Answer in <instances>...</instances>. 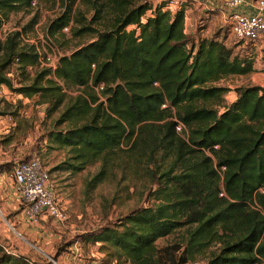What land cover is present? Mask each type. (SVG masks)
I'll return each instance as SVG.
<instances>
[{
    "label": "trees",
    "instance_id": "1",
    "mask_svg": "<svg viewBox=\"0 0 264 264\" xmlns=\"http://www.w3.org/2000/svg\"><path fill=\"white\" fill-rule=\"evenodd\" d=\"M34 1L0 0V31ZM56 1L61 11L46 34L61 38L74 24L72 37L92 39L50 71L38 67L35 47L23 42L25 28L6 34L0 86L37 96L46 117L62 109L55 123L68 127L50 136L68 156L54 170L76 174L97 163L89 188L119 172L122 180L147 182L153 201L114 226L77 236L81 246L98 245L107 264H188L211 245L217 252L205 264H264V90L237 88L225 104L226 89L215 85L249 74L250 60L214 37L190 41L182 10H164L165 1L143 21L150 8L133 0ZM13 66L25 75L15 89ZM28 69H37L31 78ZM57 81L77 94L67 97ZM180 230L179 243L156 248ZM0 264L33 263L0 245Z\"/></svg>",
    "mask_w": 264,
    "mask_h": 264
},
{
    "label": "rangeland",
    "instance_id": "2",
    "mask_svg": "<svg viewBox=\"0 0 264 264\" xmlns=\"http://www.w3.org/2000/svg\"><path fill=\"white\" fill-rule=\"evenodd\" d=\"M133 1L146 3L150 8L147 15H151L164 0ZM224 1L174 0V8L170 12L182 10L183 22H187L185 18H188V24L192 23L191 31L189 25L185 28L190 41L192 37H214L230 49L232 55L250 60L252 71L249 74L229 76L215 84L226 89L223 101L229 104L234 100L237 88L258 87L264 90V42L253 46L240 45L231 36L224 22L225 13L220 9ZM78 3L74 7L78 6L88 20L90 12L85 13V7ZM60 11L56 0H35L28 10L8 17L1 28L0 40L10 32L20 33L25 28L23 42L29 41L37 51H45L50 58L57 60L92 39L87 35L72 37L69 27H75L74 24L62 31L63 37L50 38L46 34L47 24ZM33 17L36 23L30 26ZM190 18L193 20H190L191 23ZM130 30L132 27L126 28V31ZM36 70L28 69L26 74L31 78ZM9 73L12 89H15L25 75L19 72L16 74L15 66ZM57 84L67 97L77 94L75 89H66L58 81ZM46 108L37 96L25 98L0 86V113L3 114L0 116V245L9 255L24 257L33 264H64L62 257L65 254L68 255V264H107L106 255L98 250V245L82 247L77 236L100 227L114 226L117 220L131 211L151 205L152 199L146 197L149 186L144 181L134 183L122 180L119 178L120 173L115 172V178L108 177L91 189L88 181L98 170L97 163L76 174L54 170L68 155L65 149L58 148L50 135L63 132L68 124L55 123L62 109L46 117ZM30 158H37L48 173L50 190L64 209L65 222L59 223L45 217L30 224L24 219L10 174L14 163ZM150 188L153 189L151 184ZM183 234V230H180L157 240L155 246L163 248L179 243ZM217 248V245H211L188 264H205L209 256L217 252Z\"/></svg>",
    "mask_w": 264,
    "mask_h": 264
},
{
    "label": "built area",
    "instance_id": "3",
    "mask_svg": "<svg viewBox=\"0 0 264 264\" xmlns=\"http://www.w3.org/2000/svg\"><path fill=\"white\" fill-rule=\"evenodd\" d=\"M172 8L174 7L170 1L164 10L171 11ZM240 8L247 9V11H241ZM220 9L225 13L224 22L236 41L248 46L264 42V0H225ZM148 13L150 12H146L145 17L141 18L142 21L151 16L147 15ZM32 45L35 47L34 44ZM35 51L38 67L53 71L57 60L50 58L45 51L39 52L36 48ZM101 89L102 86L99 85L95 91L99 92ZM181 129L182 126L178 124L176 132L179 133ZM10 177L21 213L28 223L33 224L45 217L55 222H65L64 209L60 207L51 192L48 173L37 158L14 163Z\"/></svg>",
    "mask_w": 264,
    "mask_h": 264
},
{
    "label": "crops",
    "instance_id": "4",
    "mask_svg": "<svg viewBox=\"0 0 264 264\" xmlns=\"http://www.w3.org/2000/svg\"><path fill=\"white\" fill-rule=\"evenodd\" d=\"M240 10H241V11H244V10L247 11V9H243V8H240ZM193 19H194V18H193ZM185 20H186L187 22H185V21L183 22V28H184V32L186 33L185 28H186L187 25H189V24H188V18H187V19L185 18ZM190 20L193 22V20H192L191 18L189 19V22H190ZM190 23H191V22H190ZM191 26L193 27L192 23L189 25V29H190V31L192 30V27H191ZM194 28H195V27H194ZM71 254H73V252H71ZM74 255H75V254H74ZM67 257H68V255H66V254H65L64 258L62 257V259H64V260H63V263H64V264H68V263H69V262H67V261H68V258H67Z\"/></svg>",
    "mask_w": 264,
    "mask_h": 264
},
{
    "label": "water",
    "instance_id": "5",
    "mask_svg": "<svg viewBox=\"0 0 264 264\" xmlns=\"http://www.w3.org/2000/svg\"><path fill=\"white\" fill-rule=\"evenodd\" d=\"M164 1H168V2H170V1H174V0H164Z\"/></svg>",
    "mask_w": 264,
    "mask_h": 264
}]
</instances>
